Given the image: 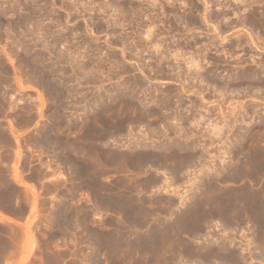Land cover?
Segmentation results:
<instances>
[{
  "label": "rangeland",
  "instance_id": "374dc122",
  "mask_svg": "<svg viewBox=\"0 0 264 264\" xmlns=\"http://www.w3.org/2000/svg\"><path fill=\"white\" fill-rule=\"evenodd\" d=\"M205 1L0 0V264H264V0Z\"/></svg>",
  "mask_w": 264,
  "mask_h": 264
},
{
  "label": "bare ground",
  "instance_id": "6f19581e",
  "mask_svg": "<svg viewBox=\"0 0 264 264\" xmlns=\"http://www.w3.org/2000/svg\"><path fill=\"white\" fill-rule=\"evenodd\" d=\"M156 1V0H155ZM204 1V5L205 4H207V1H205V0H203ZM132 6V5H131ZM137 8H138V6H137ZM135 6H132V10H136L137 9ZM141 8V7H140ZM140 8H139V10H140ZM130 10H131V8H130ZM243 10V9H242ZM260 11V10H259ZM133 12H135V11H133ZM137 12H139V11H137ZM136 12V13H137ZM135 13V14H136ZM223 14V13H222ZM233 14V13H232ZM228 18L229 17H220V19L221 20H223L225 23L227 22V20H228ZM257 18V19H256ZM254 17V20L259 24V25H261L262 26V28H264V18L263 17ZM150 19H151V17H150ZM148 20V18H147V20H148V22L149 21H151V20ZM216 19V18H215ZM237 19L239 20V25H242L243 27H247L246 25H248L250 22V20H251V18H250V20L249 21H246L243 17H237ZM209 20V19H208ZM153 21V20H152ZM253 20H251V23L250 24H253V22H252ZM199 22V20L196 18V17H190L188 20H185V23L188 25V23L190 24V23H192V24H197ZM151 24H152V22H150ZM149 23V25H151ZM234 23V21H232V24ZM237 24V23H236ZM235 24V25H236ZM137 25V24H136ZM135 25V26H136ZM229 25V24H228ZM254 25V24H253ZM119 26V25H118ZM154 26V25H153ZM172 26V25H171ZM250 25H248V27H249ZM257 26V24L254 26V27H256ZM131 27V26H130ZM236 27V26H235ZM251 28H252V26H250ZM249 27V28H250ZM258 27V26H257ZM147 28V27H146ZM214 28V27H213ZM234 28V27H233ZM248 28V29H249ZM216 29V28H215ZM214 29V30H215ZM254 29V28H253ZM145 30V29H144ZM252 30V29H251ZM142 33H144V32H142ZM160 33V32H159ZM161 33H162V31H161ZM249 33V32H248ZM154 31L153 30H151V28L149 27L147 30H145V33H144V36H145V39H141V35L140 36H138L137 37V40H133L134 42H133V44L134 45H140V46H144V47H146V49L148 48H152L153 49V51H154V55H153V51L152 52H150V53H152L151 55H153L154 56V60H155V63H151V67L150 68H155V72H159V71H162V68H163V66L161 65L162 64V59L164 58L165 59V56H162V50H158V47H159V43L157 44L156 42H161V40L159 41H157L156 39L157 38H155L154 37ZM235 35V34H234ZM237 35V34H236ZM256 35V34H255ZM219 37V36H218ZM142 38H143V36H142ZM155 38V42H153V39ZM193 38V37H192ZM192 38H190V40L192 39ZM196 37H194L193 39H192V41L191 42H189V45H191V46H194L195 44L197 45V43L199 44V47L198 46H196V47H198V48H194V50L195 51H192L193 52V54L189 57V58H187V59H185L186 60V62H185V64L187 63L188 65L186 66L187 67V71H189V72H187L186 71V73H184V74H181V70L182 69H180L179 68V66H178V63H177V60H179L178 59V56H179V53H178V49L176 50L174 47H173V49L174 50H172L171 48L169 49V50H172V52L171 53H167L166 51L168 50L167 48V45H166V49L167 50H165L164 52H166L167 53V55L170 57V59L172 60V63H175L174 65H172V63H171V65H169V70H171V71H174V70H176L175 72H173V74H171L170 76H171V78H173L175 81L177 80V81H179V87L181 88H179L180 90H182V91H184V89L186 88V89H188L189 88V83L188 82H191L194 78H200V80H202V79H206V80H210V81H214V82H216V79L213 77V75H211L210 73H209V71L207 72L206 70H204L205 72H207V73H205L204 72V74L205 75H202L201 73H200V64H199V62L202 60V59H205V51L206 50H208V48H209V45L211 44L210 42H208V43H206V44H203L204 42H200V43H202V44H200L199 42H198V40L197 39H195ZM217 38V37H216ZM225 38L226 37H221V38H219L220 39V41H222V40H225ZM234 38V37H233ZM236 38V37H235ZM248 38V37H247ZM249 42H247L248 44H250V46L253 44V45H255L256 44V42H258V41H256L255 42V40H253L252 38H251V35L249 36ZM255 39V38H254ZM260 40H262V39H260ZM165 41V40H164ZM176 41V40H175ZM243 41V40H242ZM248 41V40H247ZM219 42V41H218ZM223 42V41H222ZM244 42V41H243ZM263 42V41H262ZM161 43H163V42H161ZM187 43V42H186ZM233 43L235 44V46H238V47H241V49L239 50V51H242L243 52V55L244 54H247V53H249V51H251V49L249 50H246L244 47H242V43H240L239 42V39H235L234 41H233ZM246 43V44H247ZM167 44H169V43H167ZM174 43L172 42V44L171 45H173ZM178 44V43H177ZM177 44H174V46L175 45H177ZM247 44V45H248ZM262 45V44H261ZM140 46H138V47H140ZM180 46V45H179ZM188 46V45H187ZM213 46H215L216 47V49H215V51H218L219 52V54L217 55V56H215L214 57V55L213 56H211V58L213 57L214 58V60H212V61H215L216 63L217 62H219V61H221V60H217V59H219V57H223L224 58V56L226 55V53L228 54L229 52H226V48L225 49H223V47L221 48L220 46H219V48H217V45H213ZM263 46V45H262ZM170 47H172V46H170ZM177 47V46H176ZM257 47V46H256ZM177 48H179V47H177ZM252 48V47H251ZM130 49V48H129ZM135 49V48H134ZM160 49H161V47H160ZM210 49V48H209ZM214 49V48H213ZM164 50V49H163ZM180 50V49H179ZM220 50V51H219ZM139 51H141V49H139ZM146 51V50H145ZM148 51V50H147ZM146 51V52H147ZM149 51H151L150 49H149ZM184 51V50H183ZM228 51V50H227ZM237 51V50H236ZM122 52V51H121ZM142 52V51H141ZM141 52H139V53H141ZM191 52V53H192ZM252 52V51H251ZM149 53V52H148ZM190 53V54H191ZM233 53V52H232ZM231 53V54H232ZM254 53V52H253ZM238 54V53H237ZM257 54V53H256ZM123 55V54H122ZM234 55V54H233ZM228 56V55H227ZM250 57H249V60H250V62H256V61H258V60H256L255 61V56L256 55H254V54H250L249 55ZM152 57V56H151ZM181 57V56H180ZM199 57V58H198ZM235 57L236 56H234V59H235ZM242 56L241 55H239V56H237V58H236V60L237 61H239L240 59H242L241 58ZM199 60H198V59ZM230 58V57H229ZM233 58V57H232ZM263 58V57H262ZM225 59V58H224ZM228 59V58H227ZM223 60V59H222ZM243 60V59H242ZM262 60H264V59H262ZM117 61V66L119 67V69H121L120 71H121V73L122 72H126V71H128V67L126 66V65H124V64H120L119 63V60H116ZM182 61V60H181ZM203 61V60H202ZM201 61V62H202ZM234 61V60H233ZM247 61V60H246ZM242 62V61H241ZM214 63V62H213ZM243 63V62H242ZM256 63H258V62H256ZM182 64V63H181ZM253 64V63H252ZM200 65V66H199ZM116 66V65H115ZM162 67V68H161ZM202 67V66H201ZM139 69H141V68H139ZM82 70V69H81ZM141 71V70H140ZM245 71H247V72H245ZM166 72V71H165ZM245 72V73H244ZM244 74L246 75H248L250 78H251V76H253V75H255L256 74V71L253 69V68H246L245 70H244ZM244 75V76H245ZM181 76H183L182 77V79H184V81L183 80H181L180 79V77ZM236 79H239V75H238V73H236ZM185 80H186V82L187 83H184L185 82ZM140 81L141 80H139V79H133V81H132V83H131V85H133V87L134 86H136V85H140ZM264 82V81H263ZM143 84V83H142ZM193 85V84H192ZM192 85H190V87L192 86ZM137 87V86H136ZM219 87V86H218ZM228 87V86H227ZM52 90H54L55 92H58V89H56V87L55 86H53L52 88H51ZM185 89V90H186ZM190 89V88H189ZM216 89V88H215ZM145 90V89H144ZM216 91V90H215ZM180 93V92H179ZM125 93L123 92V95H124ZM129 94V93H128ZM177 94V93H176ZM169 95V94H168ZM132 97H134V96H132ZM164 98H167V97H164ZM169 98H171V97H169ZM178 98V97H177ZM125 101H126V103L127 104H131L130 102H129V100H128V98H125L124 99ZM133 100V99H132ZM167 100H168V98H167ZM178 100H180V99H178ZM158 101V100H157ZM171 101V100H170ZM170 101H168V103H170L171 104V102ZM124 102V101H123ZM122 102V103H123ZM135 102L137 103V101L135 100ZM134 102V103H135ZM167 102V101H166ZM164 103V102H163ZM168 103H167V107H168ZM127 104H125L126 106H127ZM138 104V103H137ZM136 104V105H137ZM124 105V104H123ZM134 106H135V104H133ZM183 105V104H182ZM134 106H130V107H134ZM170 106V105H169ZM129 107V106H128ZM136 107V106H135ZM139 108V107H138ZM137 108V109H138ZM128 109V108H127ZM142 110H136L137 111V113L140 111V113H141V115L140 116H145V115H149V113H146V112H149L148 110H150V109H148L147 110V108L145 109H143V108H141ZM134 111V110H133ZM142 111V112H141ZM157 113V112H156ZM151 114V113H150ZM136 117V116H135ZM138 117V116H137ZM136 117V118H137ZM141 117V118H142ZM146 118V117H145ZM139 119H140V117H139ZM168 129V128H167ZM174 132V131H173ZM140 154V153H139ZM257 170V169H256Z\"/></svg>",
  "mask_w": 264,
  "mask_h": 264
},
{
  "label": "crops",
  "instance_id": "0c3cea01",
  "mask_svg": "<svg viewBox=\"0 0 264 264\" xmlns=\"http://www.w3.org/2000/svg\"><path fill=\"white\" fill-rule=\"evenodd\" d=\"M17 222H19L18 219H16L15 216H9V212L5 210L2 206H0V228H2V225L6 224L10 228H14V226H17ZM3 234L0 232V256H2L3 252V239H2ZM5 256L7 259L13 261L14 257L16 259L19 258V243L17 244V250L14 252V249L7 248ZM3 261V257L1 259Z\"/></svg>",
  "mask_w": 264,
  "mask_h": 264
}]
</instances>
